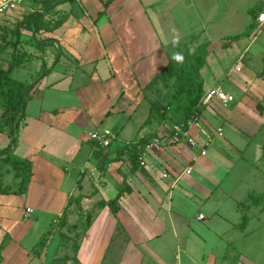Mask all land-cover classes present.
<instances>
[{
	"label": "crops",
	"instance_id": "obj_1",
	"mask_svg": "<svg viewBox=\"0 0 264 264\" xmlns=\"http://www.w3.org/2000/svg\"><path fill=\"white\" fill-rule=\"evenodd\" d=\"M104 2L69 0L57 5L56 11H63V22L53 31L45 32V38L53 40L45 47L55 45L58 52L54 58L50 48H46L47 55L40 60V67L45 65L48 72L36 83L25 117L30 102L42 96L46 88L66 98L68 103L63 107L41 108L50 118L45 124L38 123L41 131L50 130L47 144L50 146L53 139L59 143V149H64L54 153L52 148V151L45 149L46 140H38V145H31L32 153L18 156L16 151L23 143L22 136L20 139L18 136L14 155L29 160L30 180L23 194H15L16 189L7 186L9 193L0 194V264H39L35 250L41 236L53 219L60 222L64 208L76 198L82 210L93 214L91 225L78 239L75 254L78 264H99L116 225L129 233L118 264H216V250H224L221 244H227L220 256L221 262L227 263L226 254L231 255L233 250L228 249L232 241H226V234L237 229L241 236L235 237H242L250 220L247 213L245 227H239L238 203L249 194L264 190V181L259 191L248 184L240 200L231 197L228 169L238 164L239 169L245 167L239 163L241 159L248 163L246 167H252L255 158L248 161L219 134L220 123L227 122L252 138L264 123V56L262 66L256 69L241 59L244 51H249L241 37L247 35L251 25L257 26L256 33L262 28L256 21L260 9L253 11L250 22H242L244 31L228 33L226 28L231 23L225 24V14L223 18L215 5L202 9L201 0H114L106 7ZM194 2L204 10L203 14H196ZM145 6L153 12L149 14ZM99 12L102 13L98 15ZM202 44H207L208 52L199 70L204 90L200 115L187 122L186 130L172 117L152 116L147 121L151 104L146 85L171 57L184 50L195 52ZM231 50L235 51L233 58L228 54ZM252 55L249 52V57ZM223 60L226 62L221 64ZM102 66L106 73L101 71ZM51 74L54 78L42 85ZM61 81L66 82L65 87H59ZM256 86L261 87L258 92L253 90ZM215 88L232 99L226 105L216 97L204 103L205 94ZM67 110L86 115L84 121L92 128L87 136L78 137L80 132L77 136L76 131H69L77 127L65 114ZM143 113L145 116L139 121ZM105 130L110 133L107 146L90 137L93 132ZM124 130L127 137H121ZM140 138L146 139L147 144L137 151L140 157L132 171L128 155H122L120 160L114 158L118 149ZM154 138L159 140L158 147L148 146ZM208 147H212L211 153ZM99 154L106 158L104 163H100ZM85 170L95 176V182L90 183ZM164 173L168 176L164 177ZM80 178L81 183L89 184L88 188L81 190ZM65 182L71 186L67 191L62 190ZM123 182L130 191H124L117 200L118 211L113 214L109 206L98 208L99 202L116 196ZM35 184L43 186L46 193L57 195L60 200L57 215L53 216L39 202ZM229 197L235 202V210L225 212L223 206ZM73 206V212L80 209L75 202ZM251 207L264 211L256 205L248 210ZM35 210L40 213L33 217ZM47 214L53 217L40 230L39 223ZM78 217L79 214L73 213L68 222L75 224ZM59 232L57 229L61 242ZM52 237L48 246L58 248L59 241L54 240L55 235ZM236 255V264H246L240 260L244 259L243 253Z\"/></svg>",
	"mask_w": 264,
	"mask_h": 264
},
{
	"label": "rangeland",
	"instance_id": "obj_2",
	"mask_svg": "<svg viewBox=\"0 0 264 264\" xmlns=\"http://www.w3.org/2000/svg\"><path fill=\"white\" fill-rule=\"evenodd\" d=\"M200 1V0H196ZM203 1L202 9H209L212 5H215L219 8L220 14H222L223 18L225 17V20L227 22L225 24L231 23L226 29L229 33V31H244V26L242 25L243 21L250 22V17L256 9L264 8V0H201ZM224 1V2H223ZM194 2L195 4V11L196 14H203L204 10H201V8L198 6V3ZM223 2V3H222ZM146 7V6H145ZM149 14L152 13L151 7H146ZM154 8H157L155 5ZM43 7L41 5V0H24L20 6L6 9V10H0V68L7 69L9 66V63L12 59L15 58V56L18 57V60L20 62V65L13 68L11 71V77L15 80L22 82L24 84H30L37 80H39V76L45 70V65H42L40 67V60L43 58V56L47 55L46 48L49 47L51 50V53L54 54V58L58 52V49L55 47V45H49L46 46V44H43L40 48L36 45V39H43L46 37V33L40 32L33 36L29 31L27 30H20L19 32V49L14 51L13 43L15 41V34L17 32L16 24L17 22L21 21L24 16H27L28 14L42 10ZM62 10L56 11V9H50L48 14L44 16V20L46 22L52 23L54 20H57L59 18L64 19V15L61 13ZM225 14V16H224ZM201 16V15H200ZM247 24L245 25V27ZM261 30L256 33L257 26L248 27V33L247 35L242 36L243 39V46L248 45V52L244 51V55L241 59L245 61V63L251 64L254 69L259 68L262 66V57L264 56V26H261ZM226 29L224 31H226ZM251 35V36H249ZM254 37V39H253ZM240 38V39H241ZM242 46V47H243ZM52 47V48H51ZM262 48L261 51H259ZM259 51V52H258ZM249 52L253 55L249 57ZM258 52V53H257ZM257 53V54H256ZM228 54L231 56V58L234 57L235 51L231 50L228 52ZM226 60H223L221 64H224ZM212 65V62H209V67ZM220 65V64H217ZM101 71L103 73H106V69L104 66H102ZM54 73V72H53ZM54 78V75H49L48 78L45 79V81L42 83L44 85L45 83H48L47 81H51ZM264 81V80H263ZM61 84V85H60ZM73 87L76 85L75 83L72 84ZM66 82L61 81L59 83V87H65ZM57 86V88H59ZM257 87V88H256ZM253 88V90H256L257 92L261 89L258 88L259 86H256ZM54 88V87H52ZM75 88V87H74ZM44 89V88H43ZM62 93V92H61ZM35 97V96H34ZM29 105V114L27 117H25V123L23 124V121L20 122V126L17 130V136H22L23 143L21 144V147L16 151V154L18 156H25L27 153H32L33 148H31V145L35 144L38 145L39 141L49 140L50 137L47 135L50 130H40L38 123H47V120L50 118L48 115L49 113L42 112L41 108L44 109H53V108H60L63 107L64 103H68V100L64 97H60L57 92L49 91V88H46V91L43 93L42 96L33 98V100L30 102ZM3 108L0 105V115L2 113ZM146 112V110H144ZM67 114V117L74 120V125L77 127L75 130L73 128L69 131H76L74 134L80 132V135L78 137H84L87 136L88 132L92 131V128L88 125L85 120L86 115H84L82 112H76L74 110H67L65 113ZM258 115V113H257ZM38 116H40L38 118ZM144 113L139 116V121H142L144 118ZM37 117V119H36ZM255 117V116H254ZM43 119V120H42ZM87 119V117H86ZM262 120H264V116H262ZM221 126V132L219 133L223 138H227L228 141L233 145L238 151H241L243 153V157L246 158L248 161H251L253 158H255V164L252 167H246L248 166V163L243 161V159L240 160L241 165H246L245 167H241L239 169V164L236 165L234 168L228 169V185H230L229 192L231 193V197L239 200L244 195V189L245 186L249 184L251 185V189H257L258 191L262 187V182L264 181V155L263 153V142L262 139H264V123L262 125V128L260 132L255 137L250 138L248 135L243 133L240 129L237 127H230V125L226 122L225 124L220 123ZM0 127H3V124L0 121ZM216 127V125H215ZM29 128V129H28ZM55 128V127H54ZM58 128V127H56ZM55 128V129H56ZM91 130V131H90ZM23 133V134H22ZM53 134V132H52ZM128 133L127 131H123L121 133V137H127ZM254 138V139H253ZM46 140V146L45 149L48 148L50 151H54V153L61 152L59 149V143L57 144L53 139L51 140L52 143L50 146L47 144ZM9 141V138L6 133L0 132V148L1 145L3 146L6 144V142ZM54 141V142H53ZM264 141V140H263ZM45 144V143H43ZM42 145V144H41ZM213 147V146H212ZM212 147H208V151L210 153L212 152ZM52 148V150H51ZM4 157V153L0 151V177H1V187H8L9 189H17L19 187V182L21 178V173L17 170H14L11 166L10 162H4L2 161V158ZM30 159V158H28ZM90 159V158H88ZM92 159V158H91ZM95 161V160H94ZM114 166V165H112ZM250 166V165H249ZM225 168V166H223ZM40 172L42 170L40 169ZM84 173H88V176L90 177L89 181L90 183H93L96 181V178L94 175L90 174V172L86 171ZM82 173V175H84ZM260 174L262 177H254L253 174ZM253 178L256 179V181H253ZM81 190L85 187H89V184L81 183L83 182V178H80L78 180ZM36 185L34 186V191L39 192V202L43 204V206L47 207L46 210L50 212L51 214L57 215L60 211V200L57 198V195L54 196V193H46L45 190H43V186ZM71 187L69 182H65L62 186L63 191H67V189ZM78 191L75 189L74 194H76ZM33 194V191L31 190V193L29 197L31 198ZM106 195V194H105ZM72 198L74 195H70ZM229 197V200L226 202V204L223 206V210L225 212H228V210H235V202L233 198ZM30 200V199H29ZM33 203V201H32ZM247 211V210H246ZM193 212V211H192ZM191 212V213H192ZM37 213H40V210H35L31 214V216H36ZM248 215L250 216V220L247 225L246 234L241 236V233L237 229H233L230 231V233L226 234V241H232L231 244H229V248L231 250L232 247V254L229 255L224 252V255L227 256V263L221 262L220 256L222 254V251H224L226 248L225 246L227 244H221L223 246V249L216 250V256L217 261L216 264H236V254L237 252L243 253L244 259H240L243 263L246 264H264V211L259 212L257 207H251L247 211ZM45 214V213H43ZM51 214H47L44 216V220H41V223H39L38 228L40 230H44L47 223L51 220L49 217H51ZM234 214L236 215V212L234 211ZM30 216V217H31ZM52 216V217H53ZM49 219V220H48ZM236 219L239 220L238 216H236ZM72 221L76 220L71 219ZM236 220V221H237ZM77 222V221H74ZM59 220L53 219V221L48 226V230L41 236V240L37 244L38 247L35 250V257L37 258V261H39V264H78L75 259L71 260H65L64 257L66 254L73 255L72 251V244L73 239H78L77 235H74V233H68V236L71 238L69 241H61L59 240V235L57 233L58 230H63L58 227ZM37 228V229H38ZM79 231V234H82V228ZM111 237V242L108 245V248L106 249L105 254L101 258L99 264H118L120 260V255L122 251L124 250V245L129 238V233L127 230L125 231L121 225H116L115 228H113ZM53 235L56 236L54 240L59 241L58 242V248H56V245L51 248L48 246L49 242L53 241ZM238 235L237 237H235ZM2 236V233L0 232V237ZM81 236V235H80ZM128 237V238H127ZM60 243V245H59ZM48 246V247H47ZM56 248V249H55ZM227 249V250H228ZM48 251V252H47Z\"/></svg>",
	"mask_w": 264,
	"mask_h": 264
},
{
	"label": "trees",
	"instance_id": "obj_3",
	"mask_svg": "<svg viewBox=\"0 0 264 264\" xmlns=\"http://www.w3.org/2000/svg\"><path fill=\"white\" fill-rule=\"evenodd\" d=\"M65 1L69 0H41L42 10L34 11L17 22L15 27L17 29L15 34L16 39L12 44L14 51L19 49L20 30H27L35 36L40 32H51L59 27L63 22L62 18L50 23L44 20V16L48 14L50 9L56 8L57 5ZM112 1L114 0H106L103 5L106 7ZM101 13L102 12H99L98 15ZM250 27H253V25ZM52 41V38L36 39V45L40 47V45L48 44ZM206 47L207 44H202L195 52H189L188 50L180 51L177 56L171 57L167 65L146 85L145 90L147 91V96L151 104L147 121H150L152 116H159L160 118L172 117L177 124H180L183 130H186L188 127L187 122L200 115L203 109L200 105L202 103L204 90L202 88L203 80L199 74V70L203 66L205 55L208 52ZM18 63L20 65L18 57L15 56V58L10 61L7 69L0 68V105L3 108L0 115V121L3 127H0V132L6 133L9 138L8 144L1 148L0 151L4 153L2 161L10 162L12 168L21 173L19 187L13 193L23 194L30 180V162L27 159L16 157L14 155V149L18 140V127L20 126V122L23 121L24 124L27 103L33 97V93L35 92L34 87L36 83H38V80L30 84H24L12 78L10 75L11 71ZM47 72V69L43 70L38 79L44 77ZM146 144V139L140 138L139 140H134L118 149L114 159L120 160L122 155H128L131 165L130 170L134 171L140 157L137 151L139 149L142 150ZM105 160L106 158L100 155V163H104ZM119 187L116 196L109 201L99 202L98 208L109 206L111 212L115 214L119 209L117 200L124 191H130L129 187L125 188V182ZM7 189L6 187L3 189L0 188V194L7 193L9 191V189ZM74 202L76 207L80 209L73 212L72 208L74 207ZM74 202L70 201L66 205L60 217L58 227L60 229L65 227V232L59 230L62 241H69L71 239L68 233H74V235L78 236V239L84 236L85 231L93 220V214L91 212H86L81 209L78 198H76ZM255 205L259 206L261 211L264 210V190L254 195L249 194L245 201L238 203V211L241 215L239 227L241 229L245 227L249 219L247 215L248 208ZM73 213L79 214L78 221L75 224L68 222L69 216ZM80 228H82V234H79ZM78 239H73V244L71 246L73 255L66 254L64 257L65 260L75 259L77 262L75 254L78 250ZM1 248L2 244H0V249Z\"/></svg>",
	"mask_w": 264,
	"mask_h": 264
},
{
	"label": "built area",
	"instance_id": "obj_4",
	"mask_svg": "<svg viewBox=\"0 0 264 264\" xmlns=\"http://www.w3.org/2000/svg\"><path fill=\"white\" fill-rule=\"evenodd\" d=\"M22 1L23 0H0V10L2 11V10L18 7V5H20L22 3ZM256 21L258 22V24L260 26H262L264 24V8H260V11L258 12V14L256 16ZM214 97H216L224 105H226V103L232 99V97L230 95L220 91L218 88H215V89L209 90L205 94V98L203 101H204V103H206ZM174 128L176 130L179 129L177 125H175ZM109 135H110V133L107 130H105L103 132H93L90 134V137L92 139L97 140L101 145L107 146L110 142ZM158 142H159L158 138H154L153 141L148 144V146L158 147ZM189 142L192 143L191 140ZM203 153H204V151H202V154ZM141 163H143V162H141ZM163 176L166 177L168 175H167V173H164Z\"/></svg>",
	"mask_w": 264,
	"mask_h": 264
},
{
	"label": "clouds",
	"instance_id": "obj_5",
	"mask_svg": "<svg viewBox=\"0 0 264 264\" xmlns=\"http://www.w3.org/2000/svg\"><path fill=\"white\" fill-rule=\"evenodd\" d=\"M178 59H179V57H178Z\"/></svg>",
	"mask_w": 264,
	"mask_h": 264
}]
</instances>
